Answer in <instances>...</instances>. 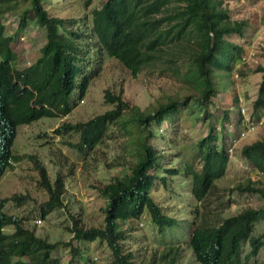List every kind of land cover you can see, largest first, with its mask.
I'll return each mask as SVG.
<instances>
[{
    "label": "trees",
    "instance_id": "obj_1",
    "mask_svg": "<svg viewBox=\"0 0 264 264\" xmlns=\"http://www.w3.org/2000/svg\"><path fill=\"white\" fill-rule=\"evenodd\" d=\"M15 1L0 0V176L16 157L10 152L16 126L41 117L66 114L70 110V93L76 86L78 94L82 95L88 81V74L84 72L87 51L81 54L76 44L77 32L67 29L63 18L48 15L42 0H29V6L18 17L19 29L30 20L43 28L40 56L21 69L15 67L17 56L11 49L13 36L4 35L1 22L2 13L11 9ZM222 1L102 0L90 11L89 34L94 40L93 48L114 57L131 77L142 69L160 67L159 70L170 71L189 90L181 98L168 97L150 111H144L123 100L121 89L116 94L104 89L103 100L112 104L110 109L85 121L63 123L54 130L57 134L62 129L75 131L78 141L70 145L78 152L87 153L101 143L108 127L115 125L123 112H129L127 121L134 128L139 156L126 172L95 186L105 200L102 224L85 226L79 216L68 212L69 224L66 225L70 240L104 242L110 251L109 264H177L178 247L166 252L152 250L148 256L138 259L123 250L120 242L126 236L120 224L137 219L144 211L158 232L178 223L185 224L189 228L187 245L198 264H236L233 257L245 239L250 254L264 247V231L250 235L253 225L264 221V186L249 180L236 184L233 189L255 195L260 203L255 207L244 206L235 214L220 218L218 223L207 217L212 209L209 195L217 190L214 181L223 175L228 160L225 145L214 142L212 125L197 142V152L192 159L197 163H188L184 172L190 179V194L200 205L193 209L192 219L178 221L165 214L150 196L156 180L166 187L168 175L177 172L176 168L166 169L167 178L155 173L160 167V154L147 142L156 132L153 131L156 128L150 126L157 127L167 113L187 105L190 99L199 105L208 102L217 93L214 72L230 71L231 63L238 60L242 52L241 45L228 37L242 36L245 21L230 19ZM252 71L260 73L252 101V110L256 112L264 107V65H256ZM236 102L235 96L233 103ZM229 111L230 108L223 109L220 118L226 120ZM240 155L264 176V137L242 145ZM33 167L38 174V185L47 194L39 206L43 218L53 209L64 206V180L57 172L50 181L44 166L35 160ZM4 200H0V264L55 262L50 253L58 242L34 235L20 218L5 214L1 210ZM224 206L218 201L214 208ZM7 225L13 227L10 233L2 230ZM70 250L73 255L78 254L77 248L71 246ZM79 257L82 263L89 261L82 254Z\"/></svg>",
    "mask_w": 264,
    "mask_h": 264
},
{
    "label": "rangeland",
    "instance_id": "obj_2",
    "mask_svg": "<svg viewBox=\"0 0 264 264\" xmlns=\"http://www.w3.org/2000/svg\"><path fill=\"white\" fill-rule=\"evenodd\" d=\"M86 1L42 0L48 15L63 18L65 27L77 32L76 44L81 54L87 51L84 59L87 64L84 67V72L88 74L87 87L82 95L74 87L68 98L70 110L66 114L41 117L16 126L10 147L11 154L16 157L0 176V200L5 199L1 210L20 218L23 226L32 230L34 235L58 242L50 253L55 260L52 264H109L110 251L104 242L70 240L66 230L68 212L79 216L85 226L102 224L105 200L95 186L126 172L139 156L134 128L127 121L128 111L123 112L115 125L108 127L101 143L87 153L78 152L70 145L78 141L75 131L62 129L57 134L54 130L63 123L85 121L110 109L112 104L103 100L104 89L113 94L121 89L123 100L144 111H150L168 97L181 98L189 92L185 83L168 70L145 68L131 77L114 57L93 48L94 40L89 34L90 11L98 7L102 0ZM222 5H225L230 19L245 21L242 36L228 37L241 45L239 59L231 63L230 71L214 72L217 93L208 102L199 105L190 99L187 105H180L175 112L167 113L157 127L150 126L151 129L156 128L153 129L156 132L147 142L160 154V167L155 169V173L167 178L166 169L177 170L174 175H168L166 187L156 180L150 196L165 214L178 221L189 222L193 209L200 206L190 194V179L184 172L188 163L196 162V159H192L197 152V142L205 135L208 126L213 127L214 142L224 144L225 149L231 147L232 151L228 153L226 150L228 160L224 173L214 181L217 190L209 195L212 209L207 217L213 223H218L220 218L235 214L244 206L255 207L260 203L255 195L233 189L236 184L249 180L255 185L264 186V176L258 174L240 155L242 145L264 137V107L256 112L252 110L260 79V73L252 70L256 65H264V0H223ZM28 6L29 0H16L13 7L1 15L4 35L13 36L11 49L17 56V69L31 64L40 56V47L44 42V30L33 20L18 28L19 14ZM235 96L237 102L234 104ZM240 107L244 108V113H241ZM226 108H230L228 118L222 120L221 111ZM204 112L206 115H203ZM246 119L260 120L261 124L245 138L238 139V132ZM34 160L44 166L50 181L57 172L64 180V206L53 209L43 218L40 217L39 206L47 194L38 185ZM152 170L153 167L149 168L150 172ZM218 201L225 206L214 208ZM120 228L126 236L120 242L122 248L131 253L134 259L148 256L152 250L166 252L178 247L177 264H198L187 245L189 228L185 224L178 223L158 232L144 211L137 219L120 224ZM2 230L10 233L13 227L7 225ZM262 231L264 221L260 220L253 225L250 235L256 236ZM71 246L77 248L78 254L71 253ZM249 251L245 239L240 242L233 261L236 264H264V247H260L256 254ZM80 254L89 261H79Z\"/></svg>",
    "mask_w": 264,
    "mask_h": 264
},
{
    "label": "built area",
    "instance_id": "obj_3",
    "mask_svg": "<svg viewBox=\"0 0 264 264\" xmlns=\"http://www.w3.org/2000/svg\"><path fill=\"white\" fill-rule=\"evenodd\" d=\"M240 58H242V56H240ZM240 111L241 113H244V108L240 107ZM243 127L242 129L238 132V139H243L245 138L246 135H248L249 133L253 132L260 124L261 121L260 120H244L242 122ZM228 153H230L232 151V148L229 147L226 149Z\"/></svg>",
    "mask_w": 264,
    "mask_h": 264
}]
</instances>
